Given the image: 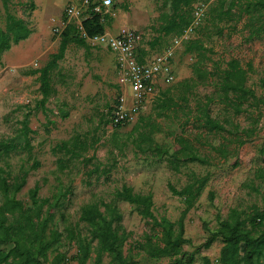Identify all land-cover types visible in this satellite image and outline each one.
<instances>
[{"label": "rangeland", "instance_id": "obj_1", "mask_svg": "<svg viewBox=\"0 0 264 264\" xmlns=\"http://www.w3.org/2000/svg\"><path fill=\"white\" fill-rule=\"evenodd\" d=\"M69 1L8 2L9 10L23 18L32 33L13 42L0 56V143L16 145L8 151L0 148L3 169L0 174L13 182L26 173L25 184L16 192V197L26 206L32 205L30 189L36 184L41 197L53 198L66 192L64 205L53 220L62 236L49 252L50 259L58 252L64 253L62 264H80L78 244L70 238V228L88 240L91 238L87 222L80 218L81 207L97 202L106 211L103 201L113 203L121 214L115 224L126 236L123 251L136 264H170L175 260H179L176 264H221L218 261L223 245L221 237L208 247H197L233 209L248 220L257 208L264 206V31L251 34L264 17L259 18L258 12L250 8L244 9L235 21L214 23L211 13L216 0L194 4L193 22L186 28L188 31L182 32L186 36L173 61L176 79L164 83L135 119L112 126L106 122L109 107L116 105L122 94L129 106L131 91L116 68L115 54L103 46L88 41V46L70 43L52 72L54 90L44 104L41 102L39 73L32 71L42 67L57 51L60 33L56 28L61 21L78 23L93 11L91 4L87 6L82 0H75L84 11L78 17H71L67 11ZM200 6L201 14L197 16L195 11ZM165 10L164 0H112L111 5L102 6L97 12L106 32L116 34L124 27L135 28L142 33L147 53L155 54L179 35V32L159 31ZM5 23L6 10L0 0V26L4 27ZM195 39L207 47L202 60L208 68L214 61L224 64L232 57L239 58L248 69L247 84L260 98L245 111L235 113L216 97L209 111L225 125L224 130H209L193 115L186 122L187 116L181 109L158 115L154 108L162 88L193 76L192 64L198 52L186 48ZM214 90L210 82L195 86L189 100L194 114L205 96L214 94ZM174 91L178 98V91ZM177 134L189 138L208 158V163L180 160L176 166L166 154L157 151L158 144L166 145L170 151L178 148ZM65 140L81 146V154L73 156L58 149L57 145ZM198 178L206 181L185 216L184 235L189 241L182 244L177 255H150L147 246L142 248L140 244L153 233L160 235L161 228L142 217L116 191L127 184L135 191L151 192L155 215L177 221L186 203L169 185L181 188ZM3 199L0 191V203ZM4 247L0 244V248ZM190 254L192 261H188ZM117 263L108 252L97 251L96 239L91 242L90 255L84 264Z\"/></svg>", "mask_w": 264, "mask_h": 264}, {"label": "trees", "instance_id": "obj_2", "mask_svg": "<svg viewBox=\"0 0 264 264\" xmlns=\"http://www.w3.org/2000/svg\"><path fill=\"white\" fill-rule=\"evenodd\" d=\"M2 1L6 10V23L4 27L0 26V56L11 48L13 42L26 39L32 33L29 24L9 10V0ZM207 1L209 0H164L167 10L161 14L162 23L159 26V31L165 34L182 33L193 22L194 4L200 5ZM250 8L258 12L259 18L264 17V0H216L211 15L214 23L235 21L242 16L244 9L249 11ZM104 31L102 17L95 11L82 20L81 26H78L76 22L66 24L60 32L57 51L50 55L42 67L32 71L39 73V88L43 94L42 104L54 90L51 84L52 72L58 66L59 61L64 58L68 45L77 43L88 46L83 32L87 36H92ZM221 31L222 29H219V32ZM262 31H264V21L260 22L251 34H259ZM186 50L198 52V58L192 64L193 76L178 81L172 87L162 88L156 97L154 106L158 115H166L170 110L181 109L187 116L186 122L193 115L209 130L218 131L224 130L226 127L209 111V105L216 97L235 113L245 111L247 106L260 100L255 91L247 84L248 69L241 64L239 58L232 57L224 64L214 61L213 66L208 68L202 60L207 50L202 41L192 40ZM139 51L140 54H145V50L140 49ZM203 82L214 84V94L206 95L204 103L198 106V113L194 114L193 109L189 107L190 95L195 86ZM173 88L178 91V98H176ZM118 103L119 99L116 104ZM114 106L109 107L106 122H110L109 115ZM115 126H120V124ZM175 139H177L179 147L174 151H170L166 145L160 144L156 147L157 151L160 154H166L170 162H174L175 165L180 160L208 163V158L199 152L189 138L183 134H177ZM15 146L10 142L0 143V148L2 147L6 151ZM57 147L73 156L81 154L79 151L81 146L79 147L77 143L72 145L68 140L59 143ZM2 170L0 168V173ZM205 181L206 178H198L181 188L169 185L172 192L183 196L186 203V207L177 221H172L165 215L161 217L155 215L151 192H138L127 184H123L116 191L117 196L132 203L142 217L161 228L160 235L158 232L153 233L147 236L144 243L140 244L142 248L147 246L150 255L159 257L181 253L182 244L189 241L184 235L185 216L200 194ZM25 182L26 173L13 182H9L6 177L0 174V191L4 198L0 203V244L6 246V248H0V264H62L66 258L64 253L58 252L54 258L50 259L49 252L62 236V232L55 227L53 220L57 211L64 205L66 192L62 191L60 194L54 195L53 198L41 197L38 194L40 187L36 184L30 189L32 205L26 206L21 199L16 197V192L23 187ZM212 197L213 193H211ZM102 204L106 207V211H102L97 202H89L81 207L80 218L87 222L91 234L90 240L74 228L69 229L70 238L78 244L79 263H85L90 255L91 242L96 239L97 251L100 254L108 252L118 262L117 264H136L135 260L128 258L123 251L126 236L124 231L121 232L119 226L115 224L120 221L121 214L113 203L103 201ZM248 223H250V227L247 225ZM176 225L177 227H175ZM217 237H221L223 240L218 257L221 264H261L264 259V206L257 208L248 220L242 218L239 212L233 209L226 218L219 220L218 226L197 249L210 246ZM192 260L193 254H190L188 261ZM176 263H179V260L170 264Z\"/></svg>", "mask_w": 264, "mask_h": 264}, {"label": "built area", "instance_id": "obj_3", "mask_svg": "<svg viewBox=\"0 0 264 264\" xmlns=\"http://www.w3.org/2000/svg\"><path fill=\"white\" fill-rule=\"evenodd\" d=\"M82 2L87 6L92 4V10L95 12L100 11L102 6L107 7L112 4V0H100V2L82 0ZM201 8L200 6L196 9L197 16L201 14ZM67 11L71 17H78L84 10L79 8L75 0H70ZM81 22L79 21L77 25L81 26ZM66 24L61 21L56 31L60 33ZM82 34L89 43L103 46L115 54L116 68L131 91V104L129 106L125 104V96L122 94L119 103L110 113L112 126L135 119L145 103L154 98L164 83H171L176 79L173 61L176 50L181 47L182 40L186 36L185 32L174 36L170 45L162 51L143 55L139 51L144 46L142 33L135 28L124 27L116 34L106 31L92 36H87L85 32Z\"/></svg>", "mask_w": 264, "mask_h": 264}, {"label": "crops", "instance_id": "obj_4", "mask_svg": "<svg viewBox=\"0 0 264 264\" xmlns=\"http://www.w3.org/2000/svg\"><path fill=\"white\" fill-rule=\"evenodd\" d=\"M143 50H145V53H147L148 47H142Z\"/></svg>", "mask_w": 264, "mask_h": 264}]
</instances>
